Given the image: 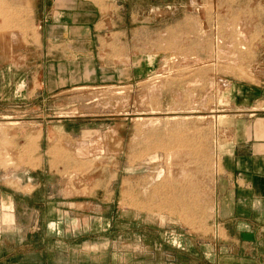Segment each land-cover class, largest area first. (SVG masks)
<instances>
[{
	"label": "rangeland",
	"instance_id": "1",
	"mask_svg": "<svg viewBox=\"0 0 264 264\" xmlns=\"http://www.w3.org/2000/svg\"><path fill=\"white\" fill-rule=\"evenodd\" d=\"M178 4L153 11L150 56L133 59L130 77L89 81L46 58L29 0H0V222L11 250L113 264L203 224L222 156L259 111L238 108L264 101V0Z\"/></svg>",
	"mask_w": 264,
	"mask_h": 264
},
{
	"label": "crops",
	"instance_id": "2",
	"mask_svg": "<svg viewBox=\"0 0 264 264\" xmlns=\"http://www.w3.org/2000/svg\"><path fill=\"white\" fill-rule=\"evenodd\" d=\"M29 3L35 11L42 40L46 47H51L46 48V58H60L63 73L65 65L76 67L73 73H82L91 81L97 76L100 80L130 77L134 73L133 59L150 56L145 48L149 36L145 27L153 20V11L166 4L174 8L181 0H29ZM135 32L142 36L134 38ZM263 103L243 101L245 107L238 108L243 115L259 111L247 114L252 117L250 126H244L242 134L222 156L215 185L211 180L205 198L203 224L199 228L194 226L187 237L176 235L170 247L165 241H158L153 250L147 242L141 245L140 257H125L118 262L114 259L113 264H264V111L255 107ZM4 198L0 193V201ZM4 227L0 222V264H87L84 258L55 259L47 248L44 254L37 253L36 248L29 249L28 255L22 247L11 250L3 239L7 233ZM88 262L101 261L91 257Z\"/></svg>",
	"mask_w": 264,
	"mask_h": 264
}]
</instances>
